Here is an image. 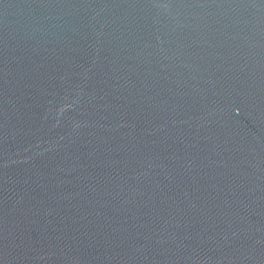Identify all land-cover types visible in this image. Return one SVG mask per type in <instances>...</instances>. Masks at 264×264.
Returning a JSON list of instances; mask_svg holds the SVG:
<instances>
[{
	"label": "water",
	"instance_id": "95a60500",
	"mask_svg": "<svg viewBox=\"0 0 264 264\" xmlns=\"http://www.w3.org/2000/svg\"><path fill=\"white\" fill-rule=\"evenodd\" d=\"M0 264H264V0H0Z\"/></svg>",
	"mask_w": 264,
	"mask_h": 264
}]
</instances>
